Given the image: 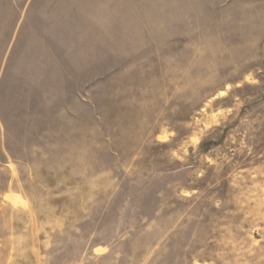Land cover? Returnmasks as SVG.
I'll use <instances>...</instances> for the list:
<instances>
[{"label":"rangeland","instance_id":"1","mask_svg":"<svg viewBox=\"0 0 264 264\" xmlns=\"http://www.w3.org/2000/svg\"><path fill=\"white\" fill-rule=\"evenodd\" d=\"M0 264H264V0H0Z\"/></svg>","mask_w":264,"mask_h":264}]
</instances>
